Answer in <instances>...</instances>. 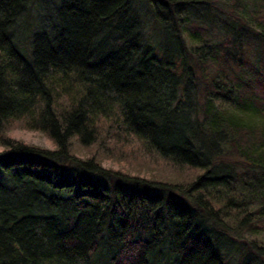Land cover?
I'll return each mask as SVG.
<instances>
[{
	"label": "trees",
	"instance_id": "obj_1",
	"mask_svg": "<svg viewBox=\"0 0 264 264\" xmlns=\"http://www.w3.org/2000/svg\"><path fill=\"white\" fill-rule=\"evenodd\" d=\"M29 1L0 0V264H264V0H147L161 44L135 0H60L28 57ZM131 142L193 179L103 167Z\"/></svg>",
	"mask_w": 264,
	"mask_h": 264
},
{
	"label": "rangeland",
	"instance_id": "obj_2",
	"mask_svg": "<svg viewBox=\"0 0 264 264\" xmlns=\"http://www.w3.org/2000/svg\"><path fill=\"white\" fill-rule=\"evenodd\" d=\"M211 4H216L217 0L209 1ZM60 3V0H30L23 14L18 18L14 35L20 42L21 50L30 56L32 36L36 30L41 29L45 25V21H49L48 16H55L54 8ZM134 8L138 16L143 20V32L147 39L151 42L162 43L161 30L158 29V24L152 15V7L147 0H135ZM208 4V3H207ZM209 5V4H208ZM209 5V6H210ZM215 6V5H212ZM210 6V7H212ZM212 11L217 9L211 8ZM215 13H218L217 11ZM46 21V22H47ZM7 135L15 140L25 142L27 144L36 145L45 148H54L53 141L43 132L26 128L22 121L14 123L13 127L7 130ZM4 150V146L0 142V151ZM121 150H124L125 157L106 158L102 165L111 170H121L124 173L137 175L139 177L151 178L159 181L167 182H187L193 179L196 170H192L187 165L175 166L165 160L158 154H147L139 148L136 143L122 145ZM80 156L85 158L90 155V151L81 149ZM120 154V153H119ZM204 225L205 220H199ZM213 230H218L213 226V223L208 224ZM218 241L222 248L231 250L234 245L233 241L227 240L223 235H218ZM235 244V243H234Z\"/></svg>",
	"mask_w": 264,
	"mask_h": 264
}]
</instances>
